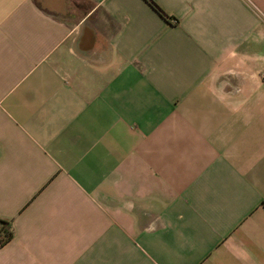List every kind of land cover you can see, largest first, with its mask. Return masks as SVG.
<instances>
[{
  "label": "crops",
  "instance_id": "crops-1",
  "mask_svg": "<svg viewBox=\"0 0 264 264\" xmlns=\"http://www.w3.org/2000/svg\"><path fill=\"white\" fill-rule=\"evenodd\" d=\"M0 0V264H264V0Z\"/></svg>",
  "mask_w": 264,
  "mask_h": 264
},
{
  "label": "trees",
  "instance_id": "trees-1",
  "mask_svg": "<svg viewBox=\"0 0 264 264\" xmlns=\"http://www.w3.org/2000/svg\"><path fill=\"white\" fill-rule=\"evenodd\" d=\"M151 5L159 12L161 15H165L163 11L159 8V6L153 1L148 0ZM13 235V229L11 227L10 221L0 219V244H5L7 241H9L12 238Z\"/></svg>",
  "mask_w": 264,
  "mask_h": 264
}]
</instances>
